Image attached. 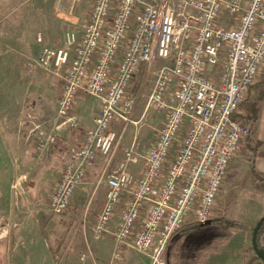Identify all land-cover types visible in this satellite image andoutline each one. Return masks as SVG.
<instances>
[{
    "label": "built area",
    "instance_id": "built-area-1",
    "mask_svg": "<svg viewBox=\"0 0 264 264\" xmlns=\"http://www.w3.org/2000/svg\"><path fill=\"white\" fill-rule=\"evenodd\" d=\"M35 63L63 82L53 126L40 129L29 117L38 157L78 127L80 94L99 102L50 195L53 216L68 211L99 156L113 157L120 136L112 123L128 120L132 84L147 66L153 82L145 112L164 114L163 124L147 152L135 143L124 150L106 177L105 204L91 232L97 241L113 237L109 264H120L126 250L166 264L178 230L213 219L231 162L252 133V123L236 115L264 71V0H94L81 31L67 30L64 46L44 48ZM87 261L81 254V264Z\"/></svg>",
    "mask_w": 264,
    "mask_h": 264
},
{
    "label": "rangeland",
    "instance_id": "rangeland-1",
    "mask_svg": "<svg viewBox=\"0 0 264 264\" xmlns=\"http://www.w3.org/2000/svg\"><path fill=\"white\" fill-rule=\"evenodd\" d=\"M93 3L94 0H0V127L2 124L12 126L16 124L19 127L17 134L23 137V130L34 126L31 122L29 123L31 115L35 116V124L39 125L40 129L47 130L53 126L57 116L56 102L60 96V86L58 81L53 79L56 76L44 71L35 63L42 52V46H38L34 51L22 48L18 50L19 47H23L24 37H21V31L26 34L34 33L35 37L36 33L48 30L50 34L48 47L54 49L58 47L56 39L60 38L61 33L64 35L69 29L81 31L88 21ZM10 27L14 32L18 31L12 44L5 40L4 34ZM152 82L151 74L148 79L144 77L141 81L139 92L137 96H134V109L128 120L118 119L112 123V128L120 136L118 146L124 143L130 144L131 141L125 139L127 128L135 132H149L150 138L145 143L135 137L136 140L133 143L139 152H147L154 143L157 130L161 127V118L152 124L151 116L155 114L154 111L149 109L145 112ZM134 84L135 81L132 85ZM81 100V105L76 100L74 115L77 116L80 108L83 110L86 106L91 108L92 112L97 108L94 101H83V97H80ZM263 105L264 102H260L258 106L255 140L259 139L258 134L264 137ZM93 118L94 113L85 112L78 118V127L64 131L61 138L78 137V132H81ZM32 135V138H36L35 130L32 131ZM263 140L258 141L262 150L264 149ZM244 148L239 154L243 153ZM28 150L30 151V148ZM234 160L231 162L216 203L212 219L216 222L204 227L200 226L191 233L180 236L179 238H182L180 243L175 245L178 248L180 246V249L176 250L179 256L173 258L171 264L175 262L241 264L240 252L243 250L244 238H246L247 249L252 246L253 230L264 216V193L260 189H254L250 165L243 162L233 167ZM24 161V169L28 171V181L31 182L25 185L26 196L33 197L26 201L28 204L24 205L27 209L24 221L30 231H36L38 224L39 227L45 225L49 236L45 238V244H42V238L33 232V237L26 235L25 239L20 238L15 250L11 251L10 238L7 237L4 229L0 230V264H81L80 256L86 252L85 242L90 243L94 240L89 231V227L93 225L89 218L91 208L88 211L80 207L74 208V201L64 215L53 216L49 206L47 207L45 196L51 195L54 188L53 182L42 177V170L37 171L38 167L34 165V160L25 157ZM23 163L18 165L21 166ZM13 174V164L6 153L5 142L0 135V189H9ZM13 191L15 190H11L12 198ZM223 221L226 223H222ZM50 223L54 225L51 226ZM231 223H238L243 227ZM84 232L87 238H82ZM14 238H18L17 233ZM15 240H13L14 244ZM262 244L264 246V238ZM107 263V260H96V264ZM90 264L95 263L90 262ZM120 264H150V260L147 256L130 251Z\"/></svg>",
    "mask_w": 264,
    "mask_h": 264
},
{
    "label": "crops",
    "instance_id": "crops-1",
    "mask_svg": "<svg viewBox=\"0 0 264 264\" xmlns=\"http://www.w3.org/2000/svg\"><path fill=\"white\" fill-rule=\"evenodd\" d=\"M4 34H5V40H7L9 43L12 44L15 41V37H16L15 35L18 34V31L14 32L12 30V27H10V29H6ZM38 34H42L43 36L42 43H39L37 41ZM26 35L30 39H28ZM21 37H24L23 47H19L18 50L22 48L27 51H34L35 48H37L38 46L40 47L42 46V50L44 48H49L48 46L50 45V34L48 30H46L43 33L41 32L36 33L35 37H34V33L26 34V32L21 31ZM64 40H65V34L63 35V33H61L60 38L56 39V44H58V47L54 49L62 48L64 46ZM140 72L142 73V75H140L141 81H142L144 77L146 76L147 66L146 65L142 66ZM53 79L58 81V84L60 86V91H61L63 82L56 79L55 77H53ZM133 86L135 87V85ZM138 89L132 90L134 96H137L139 92ZM252 94H254V96H257L254 92ZM80 97H83V101H87V100L94 101L97 108H95L93 112L91 108H87V106L83 110L80 108V110L77 112V114L79 115V116L77 115V117L78 118L82 117V115L85 112L89 114L91 112V113H94V118L83 127L81 132H78L79 134L78 137L76 136L75 137L73 136V138H71L70 136H64L62 138L60 137L61 140H59V142L56 145L50 147L47 151H45L40 157L37 156L36 138L35 137L32 138L33 136L32 131L34 129V126L33 128L32 126H30V127H27V130L26 129L23 130V137L17 134L19 127L16 124H14L13 126L8 125V124H2L0 127L1 128L0 135L5 142L6 153L8 154L10 160L12 161L13 173H14L13 181L10 183L9 189L8 190L0 189V230L4 229V232L5 234H7V237L10 238L11 251L15 250L20 238H22L23 240L25 239L26 235L33 237V232H36L37 236L38 237L40 236V238H42L41 239L42 244H45L44 243L46 240L45 238H48L47 232L44 233L43 231V229L45 228L44 227L45 225L39 227V224H38V228H36V231L35 230L30 231L29 230L30 228L27 226V224H25L26 221H24L27 215V209L24 205H26V203L28 204V202L26 201L33 197L26 196L27 192H26L25 185L31 182L28 181L29 173L27 170L24 169L25 165L23 162H25L24 161L25 157L31 160H34V165H37L38 167L37 171H39V169L40 171L42 170V177L46 178V180L48 181L53 182V185L55 188V186L60 180V175H61V172L64 166L67 164V162L70 159L71 152L82 144L85 134L92 127L93 121L98 114L99 102L97 100L89 98L83 94H80L77 98V103H79L80 105L82 104V100L80 101ZM56 104L58 107V101L56 102ZM154 113L155 114H152L151 116L152 124L156 123L158 118H161V126H162L163 121H164V114L157 113L155 111ZM55 114H57V108H56ZM255 126L256 124L253 127V131L250 137L246 141V144H245L246 148H244L243 153L237 156V158L234 160L235 163L233 164V167L243 162L248 163L250 165V170L252 172L253 179H254V189L257 188L256 182H255L256 177L257 176L264 177V149L262 150L261 146L258 143V141L263 140L264 137L262 136V134H258L259 139L255 140V129H256ZM125 134H127L125 139L128 141L130 140L131 141V142L129 141L130 144L127 145V143H124L122 146H118L111 159L104 157V156H99L96 161L95 167L89 172L88 177L84 180V182L79 187L75 195V199H74L75 207L74 208L80 207V208L86 209L87 211L88 209L91 208V213L89 215V218H90V222H93L92 223L93 225L96 224L98 215L100 214L105 204L106 177L108 175H111L117 170L120 161L124 157V150L127 147L131 146L133 142H135L136 138L137 139L139 138L144 143L150 138L149 132H145V131L135 132L134 130L131 131L128 128ZM253 140L256 143L253 142ZM29 148H30V151L28 150ZM37 157L38 159H36ZM18 163H23V164L20 166L18 165ZM22 168H23V171H21ZM131 169L134 175L139 176L140 168L138 165H132ZM15 182H17L18 184V188L15 193L13 192L14 196L12 198V193H11L12 188L11 187ZM54 188L51 194L53 193ZM45 196H46L47 207H48L50 195L46 194ZM128 198H129L128 194L123 196L121 204L118 208V212L126 204V202L128 201ZM47 210L49 211V209ZM93 225L89 227V231H91V228L93 227ZM16 233H17L18 238H14L16 236ZM83 235L84 236L82 238H87L86 232H84ZM14 239H16L15 244L13 242ZM178 239H181V238H178ZM244 240H245V243L243 246V250L240 252L241 264H245L243 254H244V251L247 249L246 238H244ZM178 242L179 241L177 240V238L176 239L173 238L170 241L168 250H167V255L169 254L170 260L166 259L167 264H171V261L174 260L173 258H177L179 256V254H177L178 251L176 250H179L180 246L179 248L175 247V245H177ZM37 243L41 245L39 241H37ZM251 245H252V242H251ZM84 248L86 249L85 250L86 252H83V253L87 254L88 256V264H90V262L91 263L94 262L96 264L97 259L100 261L107 260L109 263L111 254L114 249L113 237L107 234V236L105 235L101 240L97 241L94 239V240H91L90 243L86 241ZM130 251L132 250H126L122 261H124L126 254ZM122 261L120 263H122ZM175 264H180V263L175 262ZM256 264H264V263L259 261Z\"/></svg>",
    "mask_w": 264,
    "mask_h": 264
},
{
    "label": "trees",
    "instance_id": "trees-1",
    "mask_svg": "<svg viewBox=\"0 0 264 264\" xmlns=\"http://www.w3.org/2000/svg\"><path fill=\"white\" fill-rule=\"evenodd\" d=\"M141 71V70H140ZM143 73V71H142ZM141 72H139L137 79L135 80V87H132L133 89H138L140 87L141 83ZM255 93L257 96H254ZM264 101V71L262 75L260 76L259 82L252 88L251 92L247 95L245 100L242 102L240 106V114L236 115V117L242 119L245 123L251 122L253 127L258 121V114H259V103ZM253 131V129H252ZM251 135V134H250ZM248 140V139H247ZM256 186L258 189H260L264 193V177L257 176L255 179ZM216 220H211L209 223L210 225L215 223ZM222 223H226V221H223ZM233 225H237L240 227H243L242 225H238V223H231ZM51 226H53V223H50ZM68 226V225H67ZM200 227L196 223H189L183 226L180 230H178L170 239V241L177 237V240L179 241L178 244L180 243L181 239H178L180 236H184L186 234L191 233L195 229ZM256 228L257 231H256ZM44 233L46 232V227L43 229ZM48 237V235H47ZM264 238V216L259 220L257 225L255 226L253 233H252V246L249 247L244 251L243 258L245 261V264H256L259 261L264 263V246L262 244V240ZM169 241V243H170ZM168 243V246H169ZM168 246L166 249V259L169 260V254L167 255V250ZM253 255V256H251Z\"/></svg>",
    "mask_w": 264,
    "mask_h": 264
},
{
    "label": "water",
    "instance_id": "water-1",
    "mask_svg": "<svg viewBox=\"0 0 264 264\" xmlns=\"http://www.w3.org/2000/svg\"><path fill=\"white\" fill-rule=\"evenodd\" d=\"M258 228H256V231H257Z\"/></svg>",
    "mask_w": 264,
    "mask_h": 264
}]
</instances>
